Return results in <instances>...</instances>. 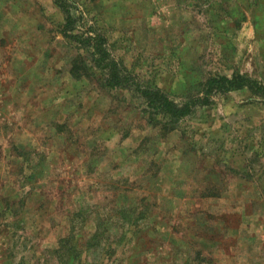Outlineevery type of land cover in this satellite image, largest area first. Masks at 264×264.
I'll return each mask as SVG.
<instances>
[{"label": "rangeland", "instance_id": "1", "mask_svg": "<svg viewBox=\"0 0 264 264\" xmlns=\"http://www.w3.org/2000/svg\"><path fill=\"white\" fill-rule=\"evenodd\" d=\"M0 264H264V0H0Z\"/></svg>", "mask_w": 264, "mask_h": 264}, {"label": "trees", "instance_id": "2", "mask_svg": "<svg viewBox=\"0 0 264 264\" xmlns=\"http://www.w3.org/2000/svg\"><path fill=\"white\" fill-rule=\"evenodd\" d=\"M90 41V39H88ZM91 43V41H90ZM91 48H93L94 55L96 56L97 60V67L101 69L102 71L106 72L107 75L110 77L106 80V85L108 87H115V88H132L135 86L132 78L130 75L126 76L125 72L122 71L117 67V65L109 58V52L107 49L103 46L101 42H96L95 44H91ZM132 80V81H131ZM244 81H247V78L245 77H237L233 80H230L228 77H222V78H212L209 79V90L217 86V88H222V90H231V89H239L246 86ZM129 86V87H128ZM135 89L141 93L146 100L148 101V104L150 107L162 110V111H170L173 113V115L177 118L183 117L187 114L186 108H191L189 106L185 108H179L175 107L173 108L172 102H169L160 91H153V90H147L141 91L139 87H135Z\"/></svg>", "mask_w": 264, "mask_h": 264}]
</instances>
